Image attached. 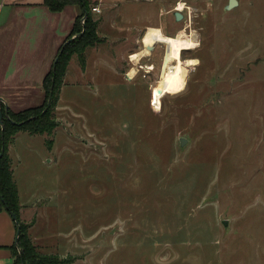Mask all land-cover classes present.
<instances>
[{
    "label": "rangeland",
    "instance_id": "374dc122",
    "mask_svg": "<svg viewBox=\"0 0 264 264\" xmlns=\"http://www.w3.org/2000/svg\"><path fill=\"white\" fill-rule=\"evenodd\" d=\"M91 1L96 40L70 56L52 129L8 146L37 256L264 264V0ZM179 1L192 23L176 20ZM149 27L194 42L183 90L161 79L167 44L131 59Z\"/></svg>",
    "mask_w": 264,
    "mask_h": 264
},
{
    "label": "crops",
    "instance_id": "0c3cea01",
    "mask_svg": "<svg viewBox=\"0 0 264 264\" xmlns=\"http://www.w3.org/2000/svg\"><path fill=\"white\" fill-rule=\"evenodd\" d=\"M80 14L78 5L53 12L44 0H0V108L4 115L6 106L14 111L43 103L44 79ZM11 160L21 208L25 209L31 201L21 199L12 157ZM16 238V221L0 207V264H17Z\"/></svg>",
    "mask_w": 264,
    "mask_h": 264
},
{
    "label": "trees",
    "instance_id": "16d2710c",
    "mask_svg": "<svg viewBox=\"0 0 264 264\" xmlns=\"http://www.w3.org/2000/svg\"><path fill=\"white\" fill-rule=\"evenodd\" d=\"M91 3V0H44V4L53 12L63 11L69 5L80 6L81 14L76 18L69 37L80 33L82 29L81 18L87 13L85 33L81 36H77L75 40L70 41L64 49L63 45H61L57 54L58 62L56 68L55 70L52 68L44 79L43 84L44 88L47 90L48 98L53 89L51 105L54 103L56 93L62 84V79L66 73L70 56L96 40V23L92 21V15L89 11ZM51 105L48 106L46 103L44 107L30 108L19 113H14L10 110L9 116L14 122L4 115V129H2L0 125V152L2 151V147H5L3 154L0 156V207L5 208L9 213H15L21 225V232L18 238L19 246L17 247L15 245L14 247V251L17 255V264H46V262L37 256L35 252L36 247L26 232L25 225L21 223L19 218L21 208L20 198L18 187L14 180L12 160L8 153V145L13 136L21 130L34 134L50 131L53 127V124L49 120Z\"/></svg>",
    "mask_w": 264,
    "mask_h": 264
},
{
    "label": "bare ground",
    "instance_id": "6f19581e",
    "mask_svg": "<svg viewBox=\"0 0 264 264\" xmlns=\"http://www.w3.org/2000/svg\"><path fill=\"white\" fill-rule=\"evenodd\" d=\"M181 34L182 32L173 37L165 34L160 28L149 27L143 37V43L146 48L131 56V59L135 63H138L139 58L148 53V46H154L156 43L167 44L166 61L163 63L161 79L163 82L170 83L171 92L183 90L188 79L189 68L199 64L197 58H188L185 60L182 58V50L192 49L194 47V42H189L184 39Z\"/></svg>",
    "mask_w": 264,
    "mask_h": 264
},
{
    "label": "water",
    "instance_id": "95a60500",
    "mask_svg": "<svg viewBox=\"0 0 264 264\" xmlns=\"http://www.w3.org/2000/svg\"><path fill=\"white\" fill-rule=\"evenodd\" d=\"M238 3H239L238 0H230L229 3H228V5H227V9H231V8H233L234 6L238 5ZM86 16H87V13H86L85 17H86ZM175 18H176L177 21L182 20V19H183V13L178 12V11L175 12ZM83 21H84V20H83ZM84 30H85V26H84ZM83 33H84V32L78 34L77 36H81V35H83ZM74 38H75V37H73L71 40L65 42V44L63 45V49H64V47H65L70 41H72ZM148 49H149V50H152V49H153V46H148ZM164 61H166V59H164ZM57 62H58V57L55 59V62H54V65H53V69H54V70H55V68H56V64H57ZM52 98H53V89H52V91H51V93H50V95H49V98H48V106L51 105ZM5 116H6L7 118L11 119L10 116H9V108H8V106L5 107ZM0 119H1V126H2V129H4V113H3V111H2V108H0ZM11 120H12V119H11ZM12 121H13V120H12ZM13 122H14V121H13ZM185 142H186V139H185V138H182V139H181V145H184ZM4 149H5V147L3 146V147H2V151L0 152V156L3 154ZM11 215H12L13 219L16 221V223H17V225H18V227H17V238H16V246L18 247V246H19V245H18V238H19V235H20V232H21V225H20L19 220H18L17 216L15 215V213L12 212ZM225 223H227V222L225 221ZM22 261H23V259H22ZM23 264H24V263H23Z\"/></svg>",
    "mask_w": 264,
    "mask_h": 264
},
{
    "label": "built area",
    "instance_id": "2783aa9c",
    "mask_svg": "<svg viewBox=\"0 0 264 264\" xmlns=\"http://www.w3.org/2000/svg\"><path fill=\"white\" fill-rule=\"evenodd\" d=\"M95 11H100L98 7H95L94 8ZM174 12H181L183 13V19H188L191 23H192V18H193V11L192 9L190 8V6H187L186 3L184 2H177V4L174 6V9H173ZM149 67H152V66H148ZM152 69V68H150Z\"/></svg>",
    "mask_w": 264,
    "mask_h": 264
}]
</instances>
